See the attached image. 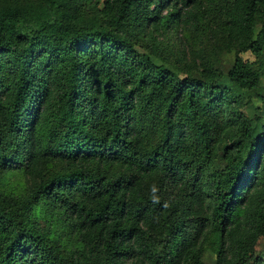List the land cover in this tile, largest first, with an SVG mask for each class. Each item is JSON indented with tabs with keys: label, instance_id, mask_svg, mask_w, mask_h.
I'll use <instances>...</instances> for the list:
<instances>
[{
	"label": "trees",
	"instance_id": "trees-1",
	"mask_svg": "<svg viewBox=\"0 0 264 264\" xmlns=\"http://www.w3.org/2000/svg\"><path fill=\"white\" fill-rule=\"evenodd\" d=\"M0 264H264V0H0Z\"/></svg>",
	"mask_w": 264,
	"mask_h": 264
},
{
	"label": "rangeland",
	"instance_id": "rangeland-1",
	"mask_svg": "<svg viewBox=\"0 0 264 264\" xmlns=\"http://www.w3.org/2000/svg\"><path fill=\"white\" fill-rule=\"evenodd\" d=\"M243 57L244 58H248L249 60L256 61L258 63H261L262 60H263V57L260 54L259 55H254L252 53H245V54H243Z\"/></svg>",
	"mask_w": 264,
	"mask_h": 264
},
{
	"label": "clouds",
	"instance_id": "clouds-1",
	"mask_svg": "<svg viewBox=\"0 0 264 264\" xmlns=\"http://www.w3.org/2000/svg\"><path fill=\"white\" fill-rule=\"evenodd\" d=\"M155 190H156L155 188L152 189L153 192H155ZM153 201L154 202H158V200H157V198L155 196H153Z\"/></svg>",
	"mask_w": 264,
	"mask_h": 264
}]
</instances>
